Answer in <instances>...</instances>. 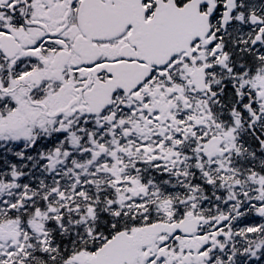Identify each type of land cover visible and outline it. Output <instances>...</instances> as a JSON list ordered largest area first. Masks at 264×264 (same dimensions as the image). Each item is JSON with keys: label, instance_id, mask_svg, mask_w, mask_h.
I'll return each mask as SVG.
<instances>
[{"label": "snow or ice", "instance_id": "obj_1", "mask_svg": "<svg viewBox=\"0 0 264 264\" xmlns=\"http://www.w3.org/2000/svg\"><path fill=\"white\" fill-rule=\"evenodd\" d=\"M0 264H264V0H0Z\"/></svg>", "mask_w": 264, "mask_h": 264}]
</instances>
